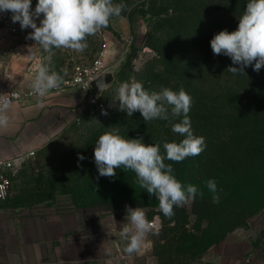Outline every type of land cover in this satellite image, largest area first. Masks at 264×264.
Returning a JSON list of instances; mask_svg holds the SVG:
<instances>
[{"label": "rangeland", "instance_id": "rangeland-1", "mask_svg": "<svg viewBox=\"0 0 264 264\" xmlns=\"http://www.w3.org/2000/svg\"><path fill=\"white\" fill-rule=\"evenodd\" d=\"M202 1L113 0L127 5L126 9L121 17H113L108 27L87 37V47L82 52L63 48L45 52L35 41L26 39L31 31L13 39L17 48L11 58L20 64L28 86L41 62L48 63L51 71L63 77L59 87L72 76L75 66L90 64L102 55L110 67H118L112 68L118 69V74L116 82L102 94L100 102H105L104 108L85 100L76 122L51 133L33 149L35 155L24 163L5 202L18 209H55L65 213L115 210L126 214V206L141 208L149 219L158 216L163 223L160 231L149 234L151 244L145 258L150 264H211L225 245L238 242L248 243L250 263L264 264V128L258 125L264 113L260 117L253 109L244 111L247 102L235 101L236 113L227 117L222 108L233 104L220 99L217 107L222 114L210 116L202 112L203 95L186 91L193 99L189 113L193 132L205 138L206 148L182 162L165 163L172 164L179 181L197 185L204 195L175 207L171 218L159 210L156 197H150L139 186L133 171L120 168L114 177H100L94 162L95 142L113 128L125 138L143 137L145 144L159 143L162 154L165 141L183 139L172 132V124L181 118L170 116L167 121L146 122L139 112L128 117L114 98L125 81L141 82L149 91L184 88L183 84L189 81L186 75L196 73L193 65L187 63L196 55L190 54L184 39L175 37L181 27L179 23L173 26L169 17L175 7L197 9ZM36 3L32 0L33 10ZM163 11L169 13L162 14ZM36 22L39 25V19ZM209 55L214 56L211 50ZM166 60L172 61L186 77L166 74ZM213 84L211 80L208 89L214 91ZM199 91L206 92L203 88ZM79 155L85 159L78 161ZM209 179L216 181L219 203L212 202V193L205 186ZM247 247L236 248L233 254L240 255Z\"/></svg>", "mask_w": 264, "mask_h": 264}, {"label": "clouds", "instance_id": "clouds-1", "mask_svg": "<svg viewBox=\"0 0 264 264\" xmlns=\"http://www.w3.org/2000/svg\"><path fill=\"white\" fill-rule=\"evenodd\" d=\"M126 7L113 0H37L33 10L32 0H0V13L10 12L12 22H18L21 30L32 29L26 39L35 41L48 53L54 48L84 51L87 37L108 27L111 19L121 17ZM210 46L214 55L227 56L233 65H238L227 68L234 75H246L245 69L249 66L257 73L264 68V0H248L236 30L219 31L211 39ZM50 60L51 56L48 57ZM61 83L63 77L51 71L48 63L41 62L30 86L34 94L43 97ZM114 101L119 102V110L126 112L128 117L139 112L146 122L156 119L167 121L170 116L181 118L172 124V132L183 139L179 142L165 141L162 154L159 143L145 144L143 137L125 138L116 128L106 131L94 145L93 156L99 176L114 177L120 168L133 171L139 186L150 197H156L159 210L168 218L174 215L175 207L187 204L197 195L203 197L204 193L197 185L183 184L174 175L172 164L165 163V160L182 162L200 155L206 148L205 138L193 132L189 116L193 99L184 88L174 91L161 87L158 91H149L141 82L125 81L120 84ZM9 104V100L0 96V126L8 124L5 113ZM102 114L107 115V112L102 111ZM84 159L79 155L78 161ZM205 186L212 193V202L219 203L216 181L209 179ZM126 217L128 223L124 224L121 235L128 241L125 251L131 254L141 250L151 223L144 210L138 207L126 206Z\"/></svg>", "mask_w": 264, "mask_h": 264}, {"label": "crops", "instance_id": "crops-1", "mask_svg": "<svg viewBox=\"0 0 264 264\" xmlns=\"http://www.w3.org/2000/svg\"><path fill=\"white\" fill-rule=\"evenodd\" d=\"M14 38L1 45L8 54L0 57V95L4 88H31L24 83L20 64L11 58L17 48ZM85 100L84 92L74 89L10 104L5 113L8 124L0 126V157L33 150L51 133L76 122ZM125 217L115 210L65 213L18 209L0 201V264H150L145 258L150 231L139 252L125 251L128 241L121 235L128 223ZM245 246L248 243L225 245L211 264H252L249 247L240 255L233 254Z\"/></svg>", "mask_w": 264, "mask_h": 264}, {"label": "trees", "instance_id": "trees-1", "mask_svg": "<svg viewBox=\"0 0 264 264\" xmlns=\"http://www.w3.org/2000/svg\"><path fill=\"white\" fill-rule=\"evenodd\" d=\"M247 2L248 0H203L197 9L183 10L175 7V10L171 12L172 16L169 17L173 26L179 23L181 27V30H177L175 37L178 40L184 39V45L191 51L190 54L196 55L187 62L188 65H193L191 69L196 70V73L186 75L189 81L183 84V87L192 95L196 93L203 95L202 112L204 114L220 115L221 112L217 107V101L220 99L233 104L226 109L222 108L223 112L228 113L227 117H232L233 113H236L234 108L237 107V102L235 101L239 100L247 102L244 111L253 109L260 117L264 113V68L257 73L249 66L245 69L246 75H234L228 72L227 68L238 67V65H233L229 57L209 55V50L212 51L210 41L213 36L221 30L227 29L230 32L236 30L238 19L244 12ZM166 12L168 11H163L162 14H167ZM184 37L188 39L187 42ZM164 66L166 74L177 75L180 79L186 77L183 76V72L177 71V66L172 64V61L166 60ZM211 80L215 84L214 91L208 89ZM202 88L206 92L199 91ZM258 125L264 128L263 118Z\"/></svg>", "mask_w": 264, "mask_h": 264}, {"label": "built area", "instance_id": "built-area-1", "mask_svg": "<svg viewBox=\"0 0 264 264\" xmlns=\"http://www.w3.org/2000/svg\"><path fill=\"white\" fill-rule=\"evenodd\" d=\"M11 13H0V57L7 55V51L1 46L4 41L11 37H17L21 34H26L32 29L28 28L21 30L19 23H13L11 20ZM120 66V65H119ZM118 67H110L104 60L103 55L96 59L90 64H79L75 66L72 76L64 82L62 87L54 88L50 90L45 96L40 97L33 93L32 88L28 90H19L16 87L4 88L1 95L4 99L10 101V104L21 101V99H32L35 97L45 98L50 92L53 91H65L79 89L85 94V99L89 101L92 106H97L102 109L105 107V102L101 101V97L97 96L95 91L92 89L90 82L101 76V74ZM9 104V105H10ZM75 111V110H73ZM35 155L33 150H25L23 152H18L15 155L8 157H0V201L6 200L10 195L11 188L14 179L23 169L24 163ZM147 220L151 223L150 232L160 231L163 228V223L160 217H154Z\"/></svg>", "mask_w": 264, "mask_h": 264}, {"label": "water", "instance_id": "water-1", "mask_svg": "<svg viewBox=\"0 0 264 264\" xmlns=\"http://www.w3.org/2000/svg\"><path fill=\"white\" fill-rule=\"evenodd\" d=\"M118 74V70H110L106 71L105 73L101 74L98 78L90 82L92 89L95 91L97 96L101 97L104 91L116 81V77ZM105 84H107L105 86ZM100 86L102 91L100 90Z\"/></svg>", "mask_w": 264, "mask_h": 264}]
</instances>
